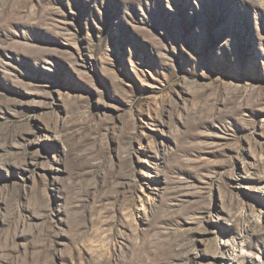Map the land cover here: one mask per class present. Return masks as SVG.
Wrapping results in <instances>:
<instances>
[{
    "label": "rangeland",
    "instance_id": "374dc122",
    "mask_svg": "<svg viewBox=\"0 0 264 264\" xmlns=\"http://www.w3.org/2000/svg\"><path fill=\"white\" fill-rule=\"evenodd\" d=\"M0 264H264V0H0Z\"/></svg>",
    "mask_w": 264,
    "mask_h": 264
}]
</instances>
